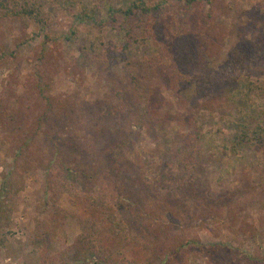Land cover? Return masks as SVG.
I'll return each mask as SVG.
<instances>
[{
    "label": "rangeland",
    "instance_id": "1",
    "mask_svg": "<svg viewBox=\"0 0 264 264\" xmlns=\"http://www.w3.org/2000/svg\"><path fill=\"white\" fill-rule=\"evenodd\" d=\"M142 1L152 10L161 6L162 15L152 19L143 35L145 24L138 8L133 16L122 14ZM41 6L38 21L0 24V102L6 86L10 87L19 112L11 117L15 122H9V134L0 125V184L9 173L14 174L12 180H23L13 198L11 225L3 230L6 240L0 244V264H41L33 231L37 220L49 223L58 213L50 206L54 199L67 218L62 223L64 236L48 246V259L64 254V264H93L101 258L98 249L84 255L76 252L75 241L81 234H107L101 221L89 213L91 199L103 200L112 208L116 224L125 226V233L133 232L126 225L131 220L126 206L131 203L119 194L125 191L122 182L105 171L96 152L85 161L63 147L73 146L63 136V118L73 107L78 113L91 105H101L109 114L122 111L123 117L115 121L131 126L121 151L128 167L126 177L135 183L133 198L136 204H144L143 221L150 227L128 240L137 243L136 256H148L150 264H161L163 259L162 264H264V152L243 145L234 154L231 144L242 124L256 123L264 112V74L243 71L236 82L223 84L221 93L228 91L230 97L216 100L214 108L196 96L191 77L204 70L219 72L243 37L239 30L245 24L263 28L264 0H210L192 6L175 0H41ZM127 24L133 28L131 36L123 30ZM141 35L145 40H140ZM109 44L117 47V53L123 48V56L91 63ZM175 69L188 79L182 80ZM167 77L179 82H167ZM144 85L153 89L159 119L158 124L151 123L144 116L139 128L137 116L127 114L125 104L143 107L145 91L140 88ZM36 86L54 101L47 112L49 122L39 129L35 120L44 102ZM112 102L119 113L105 106ZM73 121L72 128H86L75 117ZM156 129L160 134L165 129L162 149L155 142L160 135ZM76 135L83 139L80 146L92 141L84 130ZM56 136L67 167L75 166L82 173L76 184L63 171L48 176L45 172L47 162L53 160L51 141ZM28 137L32 138L31 158L17 160L15 153ZM151 158L157 159V165ZM35 160L41 161L38 169ZM151 181L152 187H146ZM46 186L55 189V195L45 193ZM136 209L142 213V207ZM187 242L196 245L182 249ZM170 246L179 249L174 259L167 255ZM117 247L112 257L129 264L132 253L127 243L126 248Z\"/></svg>",
    "mask_w": 264,
    "mask_h": 264
},
{
    "label": "trees",
    "instance_id": "2",
    "mask_svg": "<svg viewBox=\"0 0 264 264\" xmlns=\"http://www.w3.org/2000/svg\"><path fill=\"white\" fill-rule=\"evenodd\" d=\"M58 1V0H56ZM176 2H183L187 5H199L202 4L203 1H209L210 0H175ZM138 4V3H136ZM133 4L130 7H128L124 13L122 14L124 16H133L136 14L133 10L135 8H138V13L143 17L142 23L145 25L141 26L140 34L143 35V33L147 32L149 30V25L152 22V19L155 20L160 18L162 15L160 14V7H156L155 10H152L148 7H146L145 3L142 1L140 5ZM155 11V15L153 16V12ZM43 13V7L41 6V0H0V24H4V22L7 21H38V18ZM257 25V24H256ZM255 24H249L246 26V24L243 26V28H240V33L243 35V37L238 42L236 48L234 49V52L230 55L229 59L227 60L226 64L222 66V69L217 71H211V70H204L201 71L200 76H191L194 82L196 83V96L202 100H204L206 103H208L209 107L214 108L215 101H222L224 97H230V93L226 91L225 94L221 93V88L223 84L224 86L231 85V82H236L237 77L239 74L243 71L248 72L251 75L255 74H264V26L262 29L257 28ZM261 26V27H262ZM247 27V28H246ZM132 27H130L128 24L126 27H123V30L131 36L132 33ZM245 32V33H244ZM146 34V33H145ZM140 39L141 41L145 40L144 37ZM140 42V41H139ZM92 48V47H91ZM104 50L96 54V56L91 58V63L94 65L98 64L97 60L100 62H112L115 57H118L120 55L123 56V48L121 49L120 53L115 52L116 46H113L112 44L104 46ZM94 50V48H92ZM114 49V50H113ZM154 55H151V58ZM175 72L180 73V78L184 80V78L188 79V76H183L178 69H175ZM168 79L172 81L174 84L179 80L176 77H167ZM138 81V78L135 80ZM37 90L40 93L41 99L44 102L43 112L36 118V125L39 129L41 125H46L49 122L48 113L50 112L52 107L51 104L52 99L49 97H45V95L42 94L44 91L40 86H36ZM136 91L139 90L138 85H135ZM141 90L145 91V97L141 99L144 106L141 107V104H139V109L135 104H132L130 102H127L125 105V112L130 115L137 116V125L139 128H143L142 125V118L144 116L150 118L151 123L156 121L158 116H156V107L153 102L154 99V92L153 89H150L147 85H144V88L141 87ZM143 96V95H142ZM230 100V99H229ZM3 101V102H2ZM0 102V122L2 123V129H5L6 132L9 134L8 129L10 130V126L8 125L9 122H15L11 117L16 118L18 116L19 112L17 109H15V106L17 105L18 98L13 94V92L10 91V87L6 86L5 88V96ZM114 103H110V105L105 104V106L109 107L111 110H114L116 112L119 111L118 108H115V106H112ZM221 104V103H220ZM12 106V107H10ZM10 107V108H8ZM108 109V108H107ZM138 109V110H137ZM75 108H71L69 111L70 113L68 116L64 115L65 118H63L62 121V133L64 137H67L68 140H72L71 144L73 146H66L63 144V147L71 151H75L74 153L79 155L81 160H87L90 155L94 152H96L97 156L100 158V160L103 162L101 163L103 166L106 167L105 171L111 173L112 179H116L118 182L119 180L122 182V188L125 191L119 192V194L123 197L124 201L126 203H131V205L126 206V211L128 210V213H130L131 220L130 222H127L126 225L131 228L133 231L132 233H125V226L116 224L112 208L107 205L103 200L100 198L91 199L90 201V210L89 213L92 215V217H97L101 226L105 228L107 234L104 237H94L91 233H84L77 237L75 241L76 246V252L77 249L81 253V255H84L86 252H93L95 250H99L100 257L96 263L93 264H122L120 260H115L112 257V250L116 249L117 246H123L125 247V243H127V248H129L132 253V259L129 264H150V259L148 256H145L143 258H140L136 256L137 252L134 251L135 247L137 246V243L131 244L128 243V240L134 239L135 236H142L141 232H145L147 229H150L149 225L145 226L143 217L146 215V210L143 207L144 204H136V200L133 198L132 189H135V183L132 179L126 177V172H128V167H126L124 153L122 150V147L126 146L128 135L131 134V126H128L125 124V121L118 124L116 119L119 117H123L122 111L119 114H109L106 113V111H102V106L97 105L95 106H87L83 107L82 109H78V113L75 112ZM141 110V114L140 111ZM138 113V115H137ZM145 113V115H144ZM261 113V112H260ZM261 115V114H260ZM1 116H3V120L6 119V121L1 120ZM129 115H127L128 118ZM9 117V118H8ZM74 117L75 120H78L79 123H85L86 127L85 129L81 128H72V124L74 123ZM118 117V118H117ZM116 118V119H115ZM260 120L256 121V123L249 122L242 124L232 138L231 144H232V151L234 154L237 153V148L243 146V145H250L255 146L261 151L264 152V112L259 117ZM123 119V118H120ZM109 121V123H108ZM136 121V120H134ZM153 121V122H152ZM157 122V121H156ZM108 123V124H107ZM155 123V122H154ZM107 124V125H106ZM133 124V123H131ZM130 124V125H131ZM134 126H137V125ZM158 124V122H157ZM13 127V126H12ZM119 128H122L119 130ZM160 129V128H159ZM159 129H156L154 132L158 133L160 132ZM84 130V133H86L85 137H88L86 139H90L92 141L86 146H80L79 143L83 140L77 139L78 136L76 135V131ZM151 132V131H149ZM163 133H158V137L155 138V142L160 149H162L163 144L162 141L166 135L165 129L162 131ZM72 136V138L70 137ZM89 135V136H88ZM157 135V134H156ZM94 136V138H93ZM161 137V138H159ZM163 138V139H162ZM31 137H28L23 141V143L18 147L15 157L18 160V158H31L30 152V143H31ZM125 139V140H123ZM58 141V137H54V139L51 141V147L53 149V160L49 163L47 162V167L45 169V172L48 175H51L54 171H63L65 173V177L68 179L67 175L70 177L72 183L76 184L78 183V180L81 179L82 173L78 172L77 168L74 166V169L71 167H67V161L65 160V156L62 155V149L60 146V142ZM85 141V140H84ZM66 144L68 142L65 141ZM123 144V145H122ZM30 145V147H29ZM122 146V147H121ZM79 147H84L82 149H78ZM28 153V154H27ZM80 160V161H81ZM153 162V166L157 165V159L151 158ZM38 162V164H36ZM41 161L35 160V166L36 169H38L39 164ZM88 163V162H87ZM55 165L56 169H53L52 165ZM89 164V163H88ZM26 170H29L30 168L23 166ZM152 168V166H151ZM90 170L87 171L86 174H88ZM14 174L9 173L8 175H5L2 179V182L0 184V244L4 243L6 240V236L3 235V230L5 228H9L11 225V213H12V206H13V198L16 197L18 194V190L21 189L23 180H12ZM80 175L81 177H79ZM85 175H83L84 177ZM115 180V181H116ZM116 181V182H117ZM152 181L148 182L145 186L150 188L152 187ZM78 185V184H77ZM115 187H119L118 184H115ZM74 188V186H73ZM185 188V187H183ZM186 189V188H185ZM188 189V188H187ZM186 189V190H187ZM50 187L46 186L45 193H52L55 195V189L51 190ZM190 190V189H189ZM188 191V190H187ZM193 191H196L193 189ZM197 194V193H195ZM198 195V194H197ZM54 197V196H53ZM49 198V197H48ZM144 198L146 201L147 196L144 195ZM50 199V198H49ZM75 199H71V203ZM56 199L52 200L50 206L58 212L57 214L54 213V219H51V222L49 223H43L39 220L35 223V229L33 231V245L35 249H37L40 252V258H42L41 264H64L62 257L64 254H59L58 257L48 259L47 253H48V246L51 242H54L57 238V236L61 235L64 236L62 231V223L67 218L65 216V213H63L61 210L57 209L55 207ZM54 204V205H53ZM116 205V203H115ZM120 204L117 203V206ZM121 207V206H120ZM129 207V209H128ZM137 207H142V213L139 211L140 209H136ZM122 224V223H121ZM134 226V227H133ZM137 229H136V228ZM139 228V230H138ZM10 234V233H9ZM133 234V235H131ZM144 242H146V238L142 237V241L140 242L141 246H144ZM148 243V242H147ZM196 245V243L193 242H187L186 244L182 245V249L189 245ZM126 248V247H125ZM179 249L177 247H171L170 251H167V255L174 259L177 257ZM79 253V254H80ZM171 253V254H170ZM168 258H166L167 260ZM170 260V259H169ZM165 260H161L160 263H164ZM181 264V263H180Z\"/></svg>",
    "mask_w": 264,
    "mask_h": 264
}]
</instances>
